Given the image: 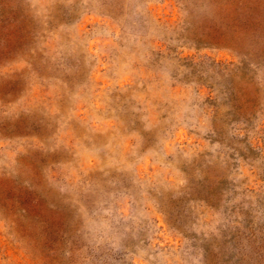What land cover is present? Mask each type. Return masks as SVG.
Listing matches in <instances>:
<instances>
[{
  "label": "rangeland",
  "instance_id": "1",
  "mask_svg": "<svg viewBox=\"0 0 264 264\" xmlns=\"http://www.w3.org/2000/svg\"><path fill=\"white\" fill-rule=\"evenodd\" d=\"M214 5L0 0V264H264V0Z\"/></svg>",
  "mask_w": 264,
  "mask_h": 264
},
{
  "label": "trees",
  "instance_id": "2",
  "mask_svg": "<svg viewBox=\"0 0 264 264\" xmlns=\"http://www.w3.org/2000/svg\"><path fill=\"white\" fill-rule=\"evenodd\" d=\"M214 1H215V5H214L215 8L214 9L219 11L220 13L223 12V11H227L226 7L223 6V5L226 4V3H230L231 2V0H194V6L199 5V6L203 7V5L207 6L208 4H209V6H211ZM204 2H205V4H203ZM221 18L222 17H220L218 19H221ZM209 19H210L209 21H211V22L209 23L208 26H206L199 33L200 36H199L198 39H196V42L201 43V45H203V46H204V44L208 45L210 43H207L208 41L206 39H208V38L212 39L215 36H217L219 39H222V40L225 39L224 40L225 44L226 43H228V44L232 43V41L234 39L237 40V38H234V39L233 38H228V33L226 32V30H225L223 25L221 27H219V29H218V27H216L217 25H219L220 22L218 23V21H215V20H213L211 18H209ZM222 19H224V20L226 19L225 22L226 21H232V20H229V19H233V16H231V13H230L227 16L224 15V17ZM234 19H237L236 16H234ZM257 22L258 21L256 20L255 21V25L252 27V29L255 26H256L257 29H259V26L257 25L258 24ZM214 26H215V28H214ZM248 26L249 27L251 26V22L248 24ZM212 31H214L215 33L212 32ZM194 47L198 48V44L196 46H194ZM227 48H231V46H227ZM251 60L252 61L249 62V63H251L253 68L256 69V70H258L259 66L264 63V60H261L259 57L256 58V59H251ZM241 64H240V67L236 66L235 68L236 69H238V68L244 69L246 63L243 62ZM234 66L235 65H233L232 61L231 62H226V63L218 61V62H214V63L211 64V67L214 68V72H220L221 76H228V77L231 76V74L234 72ZM254 69H252V70H254ZM252 70H250V71H252ZM252 75L255 76V73H253ZM252 75L250 74L248 76L252 77ZM248 76H246V78L242 77V78L236 79V81L234 79V81L230 84V86L228 88V90H229V97H228L229 98V100H228L229 101V105H228L229 106L228 107L229 111H232V113L233 112H237L238 116H241V120L244 121V122L247 121V124H248L249 118H248L247 115H242L241 114L242 113V108L241 107L243 105H242V102L240 103V100L242 99L243 96H245L244 95L245 93L243 91V88L245 86H243L242 84H244V85L246 84L247 85V84H249L251 82V80H250V78H248ZM237 82L239 83V85L237 84ZM240 82H241V84H240ZM246 101H247V99H245V102ZM251 102H253V101L251 100ZM231 108H232V110H231ZM247 124H246V126H244V128L245 127L247 128ZM244 128H243V130H244ZM213 133L216 136L215 141L221 144L222 142H221V140H219L220 133L218 131H216V130H214ZM229 136L232 139L237 140V141H243V139H244V136L240 137V136H237V134H234V133L231 134L230 131H229ZM229 145H231V144H229ZM233 150H236V148H234ZM234 222H236L235 223L236 225L239 224V221H237V220H234ZM237 230H238V228H237ZM262 232H263V230H261V228L257 229V232L253 231L251 228H247V230H244L243 232L241 231L239 233H236L235 235L231 234L232 235L231 238L234 237V236L237 237V236L241 235L242 237H245V239L247 241V244H251L252 242L253 243L257 242V245L251 244L249 246L252 247L254 250H256V249L259 250L260 248H262V245L259 242V240H261V237H262L260 235L261 234L263 235ZM258 234H260V235H258ZM59 238H62V234L58 235L55 239L58 240Z\"/></svg>",
  "mask_w": 264,
  "mask_h": 264
}]
</instances>
